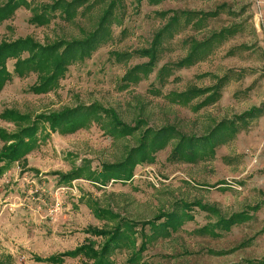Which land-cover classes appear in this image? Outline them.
Segmentation results:
<instances>
[{
    "label": "rangeland",
    "instance_id": "obj_1",
    "mask_svg": "<svg viewBox=\"0 0 264 264\" xmlns=\"http://www.w3.org/2000/svg\"><path fill=\"white\" fill-rule=\"evenodd\" d=\"M4 1L0 0V5ZM26 1L32 8L56 0ZM123 2L106 44L91 57L71 65L58 86L47 94L28 92L34 75L13 77L0 91V113L12 109L35 115L97 103L114 110L130 126L140 120L143 128L138 132L171 125L183 134L200 137L220 121L235 120L253 108L257 111L239 126L231 140L215 149L213 159L172 163L167 160L171 151L168 145L155 154L153 164L136 166L129 182L111 181L105 186L85 179L63 185L52 173L65 174L81 166L100 171L102 164L122 160L128 147L136 145V138L115 140L94 124L69 135L50 133L27 155L25 164L14 163L0 176V259L10 256V264H46L35 259L72 251L88 240L99 243V238L86 232L88 228H110L121 218L138 224L134 226L136 252L146 239L136 264L264 260V9L258 0H164L158 5L147 0L138 5L133 0ZM108 3L94 6L71 22L55 16L41 27L30 24L31 11L21 7L11 19L0 23V42L30 37L44 45L82 39L95 29ZM168 11L211 12L216 16L198 24H194L196 20L186 26L180 24L163 42L153 71L139 82H125V73L146 59L134 56L117 63L112 53L148 48L171 15L164 19L158 14ZM219 33L222 35L210 42L193 65L173 67L189 53L191 43ZM12 64L7 63L9 71ZM163 66L169 67V74L161 84L158 72ZM224 76L228 82L221 98L211 106L195 112L190 105L168 100L171 93L191 87L204 89ZM0 129L12 133L16 127L0 119ZM194 202L210 205L216 213L193 207V219L168 236L154 235L149 225H141L172 209L180 212L181 203ZM255 205L259 210L248 211ZM93 208L110 211L117 218L99 217ZM244 211H248L249 220L219 237L194 234L219 217ZM128 257L129 253L122 250L112 258L115 264H129ZM81 261L70 258L62 264Z\"/></svg>",
    "mask_w": 264,
    "mask_h": 264
},
{
    "label": "trees",
    "instance_id": "obj_2",
    "mask_svg": "<svg viewBox=\"0 0 264 264\" xmlns=\"http://www.w3.org/2000/svg\"><path fill=\"white\" fill-rule=\"evenodd\" d=\"M105 1L109 3L98 18L95 29L84 35L82 39L58 40L44 45L35 42L30 37L0 42V91L11 82L13 77L21 79L30 75L35 76V82L28 88V92L41 95L53 91L71 65L91 57L95 51L111 39V26L116 23L117 15L121 12L124 4L123 0H56L50 5L31 8L26 0H5L0 5V23L11 19L17 9L26 7L31 11L29 23L40 27L48 24L55 16L66 22H71L79 15L87 13L94 6H100ZM133 1L138 5L143 0ZM147 1L151 5H158L164 0ZM168 13L171 14L170 17L167 18L166 24L155 33L148 48L132 53H112V57L117 63L126 62L134 56L146 59L145 63L136 65L125 73L123 77L125 82H139L141 78H145L153 71L163 42L173 35L180 24L186 26L194 20H196L194 24H198L205 18L216 16V13L211 12L188 11H168L158 14V16L165 19ZM181 20H183L182 23ZM221 35L222 33L214 34L206 41L191 43L189 53L173 67L176 69L190 67L204 55L210 42ZM10 61L13 62L12 71L7 68V63ZM168 74L169 67L167 66H163L159 70L158 80L161 84L165 82ZM227 82L228 79L224 76L216 79L212 86L204 89L191 87L181 93H171L168 95V100L180 106L190 105L191 109L197 112L215 104L221 98L222 89ZM256 111L257 109L253 108L236 117L235 120L220 121L211 127L205 135L198 137L183 134L171 125L163 126L157 130L145 128L138 132L143 128L140 120L130 126L122 122L114 110L104 108L97 103L35 115L21 114L12 109H5L0 113V119L13 124L16 130L7 133L0 129V176L14 163L25 164L27 155L38 146L39 142L49 137L50 133L69 135L94 124L112 139L136 138V145L128 147L122 160L102 164L100 171L91 170L89 166H81L69 173L55 172L52 174L56 175L58 182L63 185H70L71 182L80 179L100 186H105L111 181L129 182L134 175L136 166L153 164L155 154L168 145H171V151L167 160L172 163H196L198 160L213 159L215 149L231 140L239 131V126L244 125ZM193 207L206 213H216L214 207L202 205L200 202L181 203L180 212L178 209H172L168 213L156 216V220L146 221L141 225H149L154 235L160 233L163 236H168L172 232H176L184 222L193 219L190 214ZM257 210H259V205L248 209L253 212ZM248 211L235 213L228 218L219 217L215 222L194 230V234L219 237L234 225L249 220ZM93 212L97 216L117 218L107 210L93 208ZM137 225L135 222L119 218L110 228H88L86 232L99 238V243L88 240L72 251L44 259L36 258L35 261L46 264H62L66 259L81 258V264H115L112 258L113 254L116 251L124 250L129 253L127 262L136 264L141 253L145 250L146 244L145 239L139 250L137 252L134 250L136 242L134 226ZM142 237L146 238L144 235ZM11 260L10 256H5L0 259V264H10ZM238 264H264V260H251Z\"/></svg>",
    "mask_w": 264,
    "mask_h": 264
},
{
    "label": "crops",
    "instance_id": "obj_3",
    "mask_svg": "<svg viewBox=\"0 0 264 264\" xmlns=\"http://www.w3.org/2000/svg\"><path fill=\"white\" fill-rule=\"evenodd\" d=\"M258 3L260 4V7L264 9V0H258Z\"/></svg>",
    "mask_w": 264,
    "mask_h": 264
}]
</instances>
